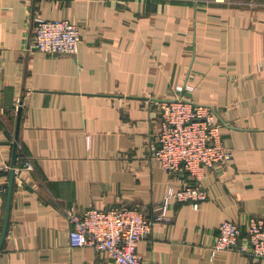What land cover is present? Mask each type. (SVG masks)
<instances>
[{
    "label": "crops",
    "instance_id": "0c3cea01",
    "mask_svg": "<svg viewBox=\"0 0 264 264\" xmlns=\"http://www.w3.org/2000/svg\"><path fill=\"white\" fill-rule=\"evenodd\" d=\"M35 17L78 25L77 54L29 50ZM185 84L217 107L233 157L205 169L198 208L172 201L162 215L167 187L192 178L149 144L161 102ZM20 107L17 157L33 168L15 172L8 206ZM0 108V264H118L71 246L64 208L121 204L152 221L145 264H264L212 250L223 221L264 217V0H0Z\"/></svg>",
    "mask_w": 264,
    "mask_h": 264
},
{
    "label": "built area",
    "instance_id": "2783aa9c",
    "mask_svg": "<svg viewBox=\"0 0 264 264\" xmlns=\"http://www.w3.org/2000/svg\"><path fill=\"white\" fill-rule=\"evenodd\" d=\"M33 33L31 51L75 55L79 50L80 29L69 19L35 17ZM189 89L188 84L177 86V95L161 102L158 141L149 144L150 155L167 171H187L192 178V182L181 187H167L162 215L172 201L191 202L198 208L208 197L202 184L205 169L225 165L233 157V152L222 141L221 128L216 122L217 107L192 100L185 94ZM2 120L0 108V122ZM17 160L20 164L15 166V172L33 168L29 157L18 155ZM3 168L0 167V193L5 189L1 181ZM64 211L72 225L71 246L93 247L106 252L118 264H145L138 245L150 233L152 221L140 207L121 204L80 213L70 206ZM244 226L233 220L223 221L212 246L213 254L236 251L250 258H264V217L251 216Z\"/></svg>",
    "mask_w": 264,
    "mask_h": 264
},
{
    "label": "water",
    "instance_id": "95a60500",
    "mask_svg": "<svg viewBox=\"0 0 264 264\" xmlns=\"http://www.w3.org/2000/svg\"><path fill=\"white\" fill-rule=\"evenodd\" d=\"M22 108H19V113H18V120H17V129H16V141H15V149H14V155H13V161H12V170H11V181H10V188H9V198H8V206L10 203V195L12 192V188H13V180L15 177V166H16V159H17V150H18V139H19V131H20V125H21V111ZM7 226H8V216L6 218V222H5V226H4V231H3V235L0 241V250L2 248L3 245V241L5 239V235L7 232Z\"/></svg>",
    "mask_w": 264,
    "mask_h": 264
}]
</instances>
